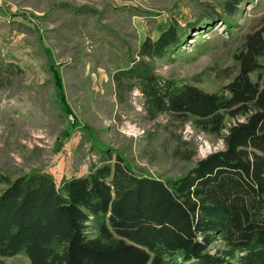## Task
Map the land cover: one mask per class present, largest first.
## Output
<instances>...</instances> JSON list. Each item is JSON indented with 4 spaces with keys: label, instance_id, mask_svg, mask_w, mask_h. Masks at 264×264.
<instances>
[{
    "label": "trees",
    "instance_id": "trees-1",
    "mask_svg": "<svg viewBox=\"0 0 264 264\" xmlns=\"http://www.w3.org/2000/svg\"><path fill=\"white\" fill-rule=\"evenodd\" d=\"M241 2L229 3V14ZM189 31L171 25L146 38L113 80L122 99L138 90L153 117L186 116L225 148L167 180L137 173L105 145L88 175L59 185L42 171L0 173V264L18 255L30 264H264V16L233 56L237 75L216 93L156 70L154 60L174 53ZM217 242L224 248L212 253Z\"/></svg>",
    "mask_w": 264,
    "mask_h": 264
},
{
    "label": "rangeland",
    "instance_id": "rangeland-1",
    "mask_svg": "<svg viewBox=\"0 0 264 264\" xmlns=\"http://www.w3.org/2000/svg\"><path fill=\"white\" fill-rule=\"evenodd\" d=\"M241 1L229 14L235 0H0V173L15 179L42 171L59 185L88 175L105 145L137 173L167 180L223 150V137L186 116L153 117L138 90L119 97L113 75L130 65L146 38L177 25L190 35L154 60L157 72L219 92L237 75L233 56L264 16V0ZM52 69L70 112L58 99ZM223 248L217 242L210 250ZM5 263L30 261L18 255Z\"/></svg>",
    "mask_w": 264,
    "mask_h": 264
}]
</instances>
